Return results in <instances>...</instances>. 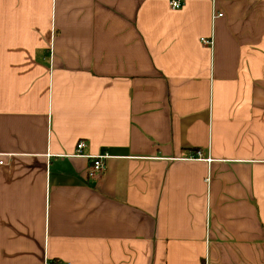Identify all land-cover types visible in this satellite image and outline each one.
Listing matches in <instances>:
<instances>
[{
	"label": "crops",
	"instance_id": "crops-1",
	"mask_svg": "<svg viewBox=\"0 0 264 264\" xmlns=\"http://www.w3.org/2000/svg\"><path fill=\"white\" fill-rule=\"evenodd\" d=\"M170 1L0 0V264H264V0Z\"/></svg>",
	"mask_w": 264,
	"mask_h": 264
},
{
	"label": "built area",
	"instance_id": "built-area-1",
	"mask_svg": "<svg viewBox=\"0 0 264 264\" xmlns=\"http://www.w3.org/2000/svg\"><path fill=\"white\" fill-rule=\"evenodd\" d=\"M170 7H171V9H174V10L179 9L181 7V3L179 0H171L170 1ZM202 42L205 44L210 43L209 41H206V40H202ZM85 147L86 146H85V143L83 141H78L75 145L73 156L85 157L90 161V165L87 169V178L95 179L96 177H98L103 172L104 161L106 160L108 155L103 153V154L94 155V156H91V155L85 156L82 154ZM200 158H201L200 153H197L196 157H193L192 159H200ZM53 264H58V263H53Z\"/></svg>",
	"mask_w": 264,
	"mask_h": 264
}]
</instances>
